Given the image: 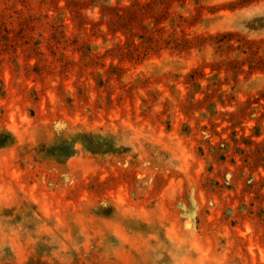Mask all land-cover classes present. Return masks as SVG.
Instances as JSON below:
<instances>
[{
	"label": "rangeland",
	"instance_id": "rangeland-1",
	"mask_svg": "<svg viewBox=\"0 0 264 264\" xmlns=\"http://www.w3.org/2000/svg\"><path fill=\"white\" fill-rule=\"evenodd\" d=\"M0 264H264V0H0Z\"/></svg>",
	"mask_w": 264,
	"mask_h": 264
}]
</instances>
